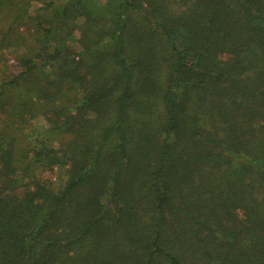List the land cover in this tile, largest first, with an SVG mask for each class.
<instances>
[{
  "label": "trees",
  "instance_id": "obj_1",
  "mask_svg": "<svg viewBox=\"0 0 264 264\" xmlns=\"http://www.w3.org/2000/svg\"><path fill=\"white\" fill-rule=\"evenodd\" d=\"M6 6L0 264H264V0Z\"/></svg>",
  "mask_w": 264,
  "mask_h": 264
},
{
  "label": "rangeland",
  "instance_id": "obj_2",
  "mask_svg": "<svg viewBox=\"0 0 264 264\" xmlns=\"http://www.w3.org/2000/svg\"><path fill=\"white\" fill-rule=\"evenodd\" d=\"M99 1H104V0H99ZM38 6H39L38 3L35 2L32 3L29 9L30 11L29 14L31 16L32 14H34ZM7 10H8L7 6L6 8L3 7L0 10V84L2 80H10L13 76L18 74L20 70L19 63L17 62V57L21 53V49L17 47V26H14L13 23L9 25L10 21L7 19V17H5L7 14ZM24 30L25 27H21L19 29V32H22L23 36H25L28 39V36L26 34L29 32L24 33L26 31ZM72 45L75 46L74 43H72L71 46ZM5 103L6 101L3 102V104ZM0 117H1V113H0ZM42 125L43 124L41 122V118H37L32 120L29 127L25 128L26 133H29L32 130L30 139L26 135H22L20 133L17 141L15 142V152H17L18 155L21 156L24 153L30 154L32 145L35 143V139L38 137L36 134L33 133L37 128H40ZM52 169L40 168L35 171L34 175L36 178L51 182L53 186L56 187L61 182L59 178L60 176H63L62 174L63 171L57 167L56 169L55 167H53Z\"/></svg>",
  "mask_w": 264,
  "mask_h": 264
}]
</instances>
